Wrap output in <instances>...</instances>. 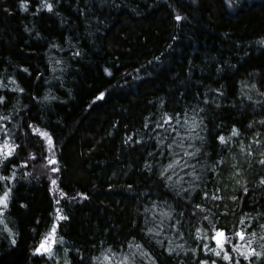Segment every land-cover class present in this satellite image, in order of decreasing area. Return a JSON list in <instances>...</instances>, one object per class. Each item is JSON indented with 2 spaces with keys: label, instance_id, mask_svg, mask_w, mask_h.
Segmentation results:
<instances>
[{
  "label": "trees",
  "instance_id": "trees-1",
  "mask_svg": "<svg viewBox=\"0 0 264 264\" xmlns=\"http://www.w3.org/2000/svg\"><path fill=\"white\" fill-rule=\"evenodd\" d=\"M0 97V117H9L0 119V129L6 125L19 145L0 165V176H11L16 165L14 181L0 180V195L5 183L12 188L2 219L14 234L0 224V264H64L65 256L71 264H117L135 251L129 242L150 253L137 254V264H198L205 258L202 245L214 246L197 238L198 229L210 228L203 216L232 233L243 227L244 213L264 212V165L258 163L264 0H0ZM165 113L181 114L180 124L172 122L179 135L168 125L156 127ZM184 113L202 120L198 132L205 137L195 141L202 147L196 168L202 180L185 175L191 169L180 172L187 192L177 176L174 190L159 176L170 159L167 145L186 133ZM234 127L239 136H232ZM44 131L55 145L56 164L45 159L51 154ZM221 135L231 137L227 145ZM221 156L225 163L213 170ZM233 165L241 170L237 179L247 181V195L231 178ZM205 184L222 188L223 199H205ZM57 208L67 217L56 233L64 243L56 244L53 259L34 255L57 222ZM161 221L158 236L147 233L159 231ZM248 223L249 232H259L256 221ZM109 248L116 253L112 261Z\"/></svg>",
  "mask_w": 264,
  "mask_h": 264
},
{
  "label": "snow or ice",
  "instance_id": "snow-or-ice-1",
  "mask_svg": "<svg viewBox=\"0 0 264 264\" xmlns=\"http://www.w3.org/2000/svg\"><path fill=\"white\" fill-rule=\"evenodd\" d=\"M25 11H27V5L22 4L21 5ZM44 6L51 11L53 8V5L51 3H45ZM176 19L179 21L182 19L181 16L177 15ZM76 55H79L77 52ZM27 71V69H25ZM21 92L23 91L22 88L19 89ZM104 93L100 94V97H103ZM3 97H0V102L3 101ZM47 99V97H46ZM180 113H177L175 115H169L167 113L164 114L163 117H161V121L156 122L157 128H164L165 125H168L170 128L171 133H177L179 135L178 129L173 126V120L176 121L177 124H180ZM185 116V122L184 124H181V127L186 128V133L184 136L180 137V140L177 141L176 139L172 140V143L167 145V148L169 149L168 156L170 157L169 162L162 166L161 171L159 172L160 178L165 182V187L172 188L174 190V186L172 184V176L175 175L179 179L177 181L178 184H180L181 191L187 192V188H183V182L184 177L180 175V172H184V169H191L190 172H186L185 175L190 176L194 181H200L202 180V174L198 173L196 171L197 164L200 163V160L198 159L201 156L202 147L197 146L195 144L196 140L204 141L205 137L199 135L198 129H200L202 120L197 121L196 118L193 116L192 118L187 117V113H184ZM0 119H9V117H0ZM260 123L264 125V120H261ZM148 125L145 124V127ZM253 125L250 124L249 127H252ZM4 133L5 139L0 142V165L3 164L5 160H8L9 157L13 155L15 150L19 147L18 144L12 141L11 136L9 135V129L5 125L2 129H0ZM38 129H33V132H37ZM40 135L47 139L48 144L50 145L48 152L51 154L48 157H45V159L48 161L49 164H56L58 163L57 160L54 158V152L53 149L55 147L51 136L46 131L40 132ZM240 132L235 127L233 128L232 136H239ZM261 134L259 132L256 133L254 139L255 144L257 147H259L262 143V141L259 139V136ZM131 140V137L128 138ZM187 139L189 143L185 144L184 140ZM220 143L222 145H227L228 140H231V137H228L227 139L221 135L218 137ZM159 140V137H158ZM159 143L161 145V148L158 149L161 155H164V152L162 151L164 144L163 140H159ZM173 146L176 148H179L180 151H172ZM249 147H251L249 145ZM182 153V154H181ZM251 154V153H249ZM152 155V153H150ZM260 156L262 157L258 163L261 165H264V150L260 152ZM35 158V157H33ZM195 160L196 163H191V161ZM224 158L223 156L220 157L218 161H215L213 164V170H215V165L217 164H224ZM24 167H27V161L23 164ZM201 168L205 171L208 170L207 164H201ZM146 167H150L146 165ZM16 165L13 164V172L11 176H0V180L4 181H14L16 177V171H15ZM233 168L236 169L232 179H235L236 184L240 185L243 189V193L245 195L248 194L249 188L247 187V181L237 179V177L241 176V170L236 167V165H233ZM179 169V172L177 171ZM51 172H57L59 171L58 168L52 167L50 169ZM171 173V175H169ZM51 180V184L53 186H56L57 181L54 178L49 177ZM205 179H208L205 177ZM220 179L219 172H217L216 177L212 179L213 183H217V181ZM259 185H264V177L260 178ZM190 187H199V185H190ZM4 191L2 195H0V224H4V230H6L9 234L13 235L12 229L8 228L7 223L5 222L2 217L4 216L5 211L7 210L9 206V200L10 195L12 192V188L5 183L4 184ZM223 191L222 188L217 187L214 191L213 190H207V184H205V190L203 191V197L205 199H212V200H222L223 197L218 195L219 192ZM177 195H180V192L176 193ZM66 195L62 193V196ZM232 200H236L237 197L233 196L231 197ZM56 203L59 204L60 201L56 200ZM195 207L197 209H200L202 212L206 211V209L201 204H196ZM226 207V206H225ZM57 215V222L54 223L50 230L45 234L43 239L39 242V245L33 250V254H40V255H47L49 259H53L56 256L55 252V246L57 243L63 244L64 239L63 236H60L59 239H57V228L59 227V220L66 219L67 217L60 214L61 209H56ZM162 215L166 218H171L170 213L165 212L162 213ZM250 221H256L257 226L259 228V232L255 229L252 231H248L249 228H252V224L248 223L245 224V220ZM203 220L208 221V224L210 225V228H201L197 230V238L202 240H209L210 242H214V246L211 245V243H204L202 245V250L204 253L205 258L200 259L198 264H221V262H226V264H264V212H257L255 216H252L251 213H244L240 224L243 225L239 230L234 231L232 233L226 232L225 229L216 227V223L214 222L211 216L205 215L203 216ZM180 221H177L179 223ZM160 230L158 231L157 228L152 227L147 229V233L149 234H155L159 235L160 231L163 230V221H161V224L159 226ZM201 231H203V235H201ZM209 231L212 233L210 236L208 235ZM238 238V242H234V239ZM158 244L163 246V241H156ZM12 244L16 243L15 238L11 241ZM169 244H172V241H169ZM254 245L259 246V250H257V247ZM128 247L130 249L135 248V251L130 252L129 254H126L121 260L117 262V264H137L136 256L137 254L144 256V255H150V253L142 252L141 249L143 248V245L136 243L133 244L132 242H129ZM177 247L183 248V245H178ZM169 254L175 251V248L169 247L168 249ZM198 249H193V251H197ZM109 253H111V256L106 257L109 261H112L113 258L116 256V253L113 252L111 248L107 250ZM65 253H67V249H65ZM215 257V258H213ZM99 260V258H95ZM64 264H71V260L68 259L65 256V262Z\"/></svg>",
  "mask_w": 264,
  "mask_h": 264
}]
</instances>
